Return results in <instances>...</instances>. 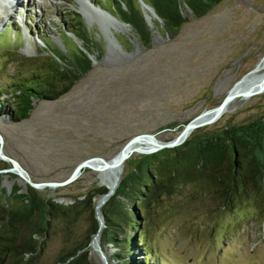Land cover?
Masks as SVG:
<instances>
[{
	"label": "rangeland",
	"instance_id": "1",
	"mask_svg": "<svg viewBox=\"0 0 264 264\" xmlns=\"http://www.w3.org/2000/svg\"><path fill=\"white\" fill-rule=\"evenodd\" d=\"M81 1L22 0L16 6L21 12L14 6L9 17H3L0 4V103H7L9 110L16 81L34 70L43 71L51 52L73 55L85 44L72 33L78 21L85 24L89 41L92 67L68 92L54 100L34 99L28 116L18 121L0 111L3 153L17 160L33 181H61L91 156L110 159L138 133L171 139L181 124L216 106L264 55V0H221L201 17L185 8L188 21L176 31L152 17L151 24L146 23L149 47L139 42L110 0L90 2L123 27H100L97 22L106 16L85 10ZM263 71L264 67L258 73ZM261 117L264 91L235 99L216 122L195 133ZM138 157L130 156L121 178ZM8 162L0 158L4 207L15 187L27 191L23 178L3 171L11 166ZM100 186L97 172L84 169L70 184L35 189L40 196L68 206ZM98 196L92 199L93 210ZM137 213V233L143 237L149 264H264V220L258 199L223 208L207 194L196 193L192 185H180L172 195ZM92 214L89 207L69 226L52 220L37 264H57L60 255L87 234ZM100 229V248L90 244V259L114 264L116 249L100 244ZM126 233L134 234L133 229ZM134 254L145 256L142 249Z\"/></svg>",
	"mask_w": 264,
	"mask_h": 264
},
{
	"label": "trees",
	"instance_id": "2",
	"mask_svg": "<svg viewBox=\"0 0 264 264\" xmlns=\"http://www.w3.org/2000/svg\"><path fill=\"white\" fill-rule=\"evenodd\" d=\"M110 1L117 15L132 27L139 42L149 47L150 30L138 1ZM144 1L154 8L167 30L176 31L188 21L185 8L194 17H201L221 0ZM77 25L79 27L72 33L85 43L84 50L78 47L73 55L51 52L43 71L34 70L26 79L12 85L13 109L9 110L7 103H0V111H8L14 121L21 120L28 116L34 99L59 98L91 69L85 24L81 20ZM37 34L41 37L39 31ZM196 130L199 128L173 148L139 154L114 193L101 206L104 227L100 229V244H110L116 249L112 254L114 264H149L143 237L137 233V211L172 195L180 185H192L196 193L207 194L223 208L258 199L264 220V117L201 134L195 133ZM129 161L130 157L124 166ZM106 191L104 186L96 187L83 200L65 206L40 196L33 187L27 186L24 193L15 187L6 206L0 203V264H37L51 221L61 220L69 226L89 207L93 218L87 234L72 249L61 254L57 264H95L89 256V242L99 224L92 199ZM126 229H133L134 234H127ZM141 249L145 256L136 257L135 250Z\"/></svg>",
	"mask_w": 264,
	"mask_h": 264
},
{
	"label": "water",
	"instance_id": "3",
	"mask_svg": "<svg viewBox=\"0 0 264 264\" xmlns=\"http://www.w3.org/2000/svg\"><path fill=\"white\" fill-rule=\"evenodd\" d=\"M137 1L141 7L142 15L147 24L149 25L151 24L152 17H155L159 21H161V19L156 14L154 8L151 5L146 3L144 0H137ZM90 4L94 6V3H90ZM97 23L100 27H103L105 25L103 20H102V24L99 22ZM79 48L84 50L81 46H79ZM263 58L264 55L262 59ZM258 69L259 68L257 65L255 68L245 73L241 78H239L234 83L231 89L224 95V97L216 106L202 110L192 119H190L188 122L183 124L182 128L171 139L160 140L156 138L154 133L143 132V133L135 134L124 143V145L121 147L118 153L115 154L112 158L105 159L101 156H91L82 159L74 166L71 173L61 181H43V182L33 181L30 175L28 174V172L20 165V163L17 160L8 157L3 153L2 150L3 137L0 134V158L7 160L11 163V166L4 169L3 171L13 172L17 174L18 176L24 179L27 186L33 188H41V187L54 188V187L65 186L67 184L74 182L81 175L84 169H93L96 171L111 170L119 173V171L123 169L124 162L132 154L134 153L150 154L165 148H173L177 145H180L188 138V136L193 130L211 125L214 122H216L228 110L229 105L235 99H246L251 96L262 93L264 91V71L261 73H257ZM94 212L99 224L98 227L99 230L100 226L103 224V219L101 212H99L97 209V205L94 207ZM92 238L89 242V246L93 242Z\"/></svg>",
	"mask_w": 264,
	"mask_h": 264
},
{
	"label": "bare ground",
	"instance_id": "4",
	"mask_svg": "<svg viewBox=\"0 0 264 264\" xmlns=\"http://www.w3.org/2000/svg\"><path fill=\"white\" fill-rule=\"evenodd\" d=\"M21 1L22 0H0L1 8L2 7L4 8V10H3L4 16L3 17H6V16L9 17V15H10L9 10H12L14 6H15L14 9L20 7V5L22 3ZM83 1H81L80 3H81L82 8H84L85 10H88L90 12H92L91 10H93L97 14H101V16H106V18L101 17L102 20L104 21V24H105L104 28L113 27V26L114 27H123V24L120 23L119 21H116L115 19H112L113 16H111V14H109L107 11H104L102 9L100 10V9L92 6L90 4L91 3L90 0L87 1V3L90 6L85 1L84 2ZM17 4H19V6ZM4 6L6 7V10H5ZM16 6H18V7H16ZM20 12H21V8L18 10V13H20ZM3 23H2V25H3ZM262 67H264V58L261 59L260 63L258 64V68H259L258 70H260ZM96 172H97V176L99 179V184L107 188V191L105 193L99 195L96 198L97 209H98V211H100L101 206L114 193L116 187L118 186L120 179H121V171H119V173H117L116 171H111V170L96 171ZM92 241H93L92 244L94 246H98L100 248L99 233L98 232L93 236Z\"/></svg>",
	"mask_w": 264,
	"mask_h": 264
}]
</instances>
